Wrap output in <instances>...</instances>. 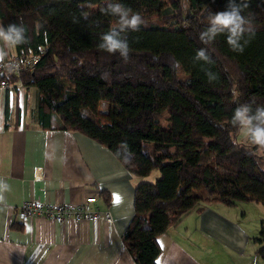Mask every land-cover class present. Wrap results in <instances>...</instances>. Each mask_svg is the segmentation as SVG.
Masks as SVG:
<instances>
[{
	"label": "trees",
	"instance_id": "obj_1",
	"mask_svg": "<svg viewBox=\"0 0 264 264\" xmlns=\"http://www.w3.org/2000/svg\"><path fill=\"white\" fill-rule=\"evenodd\" d=\"M119 2L146 20L127 33V61L98 48L117 20L101 11L105 0H0L2 24L22 22L30 37L16 55L47 47L34 71L0 73V83L37 89L43 127L85 135L138 176L160 171L155 182L136 186L134 214L123 234L136 264H159L160 236L190 213L212 202L264 205V151L255 156L251 145L238 144L231 124L238 103L264 105V0H246L244 14L253 18L255 33L245 36L243 52L233 51L224 35L209 44L199 38L208 10H225L228 0ZM146 10L156 16L146 17ZM199 49L210 62L194 59ZM205 70L217 79L209 82ZM102 101L109 104L106 112ZM122 142L133 153L130 163L117 153ZM256 241L264 243V223ZM259 253L264 258V246Z\"/></svg>",
	"mask_w": 264,
	"mask_h": 264
},
{
	"label": "crops",
	"instance_id": "obj_2",
	"mask_svg": "<svg viewBox=\"0 0 264 264\" xmlns=\"http://www.w3.org/2000/svg\"><path fill=\"white\" fill-rule=\"evenodd\" d=\"M0 24H2L0 20ZM16 56L10 49L6 59ZM0 89V177L11 186L0 205V264H136L123 234L134 214L135 188L146 181L111 150L79 132L45 128L38 91L19 83ZM96 196L111 211L96 221L18 220L27 200L79 203ZM159 264H264L256 238L210 207L190 213L159 238Z\"/></svg>",
	"mask_w": 264,
	"mask_h": 264
},
{
	"label": "clouds",
	"instance_id": "obj_3",
	"mask_svg": "<svg viewBox=\"0 0 264 264\" xmlns=\"http://www.w3.org/2000/svg\"><path fill=\"white\" fill-rule=\"evenodd\" d=\"M105 5L106 7L101 8V11L117 18V20L115 27H110L107 32L100 36L98 48L109 54L119 53L127 61L130 53L127 33L139 31L141 26L146 25V20L141 13L134 12L119 0H105ZM87 6L92 7L91 4ZM183 7L187 11L186 3ZM248 7L246 0H228L225 10L219 12L208 10L206 14L207 27L201 31L199 36L201 42L209 44L214 42L218 36L224 35L233 51L243 52L244 46L248 43L245 36H252L255 33L253 18L244 14L245 9ZM82 16L83 19L87 20L89 13L82 12ZM28 43H30V37H28L27 30L22 22L19 24L10 23L6 27L0 24V64L8 57L10 49ZM194 59L210 62L206 49H199ZM12 67L14 66L8 65L9 70ZM205 75L208 77L209 82L217 79L216 74L210 70H205ZM237 95L233 90V96ZM231 124L246 139L247 143L255 149L251 153L252 155L259 156L264 151V105H257L254 109L250 103H238L233 111ZM117 153L123 155L126 163H130L133 159V153L130 151L127 142L118 145ZM257 163H260L259 159ZM262 170H264V165H262ZM10 191L11 186L4 178L0 177V205L5 204V194ZM39 258L40 249L37 248L29 259L34 261L35 264H39Z\"/></svg>",
	"mask_w": 264,
	"mask_h": 264
},
{
	"label": "built area",
	"instance_id": "obj_4",
	"mask_svg": "<svg viewBox=\"0 0 264 264\" xmlns=\"http://www.w3.org/2000/svg\"><path fill=\"white\" fill-rule=\"evenodd\" d=\"M47 51V47H40L38 53L30 56H14L0 64V73L20 75L23 72L34 71L41 56ZM8 65L14 67L9 70ZM24 88L23 83H19ZM13 86L8 81H1L0 89L4 90ZM96 196H89L79 203H44L42 201L27 200L19 207L17 216L21 223H28L33 217L43 216L50 220L64 222L74 219L76 222L96 221L100 219L102 211L95 206ZM107 221L112 220L111 211L103 213Z\"/></svg>",
	"mask_w": 264,
	"mask_h": 264
},
{
	"label": "rangeland",
	"instance_id": "obj_5",
	"mask_svg": "<svg viewBox=\"0 0 264 264\" xmlns=\"http://www.w3.org/2000/svg\"><path fill=\"white\" fill-rule=\"evenodd\" d=\"M146 17H154L156 13L153 10H146ZM180 78H184L186 75L183 70L180 71ZM109 109L107 101H102L100 105V111L106 112ZM235 141L240 145L248 144L246 139L239 133L235 136ZM223 171L226 169L222 168ZM160 177V171L154 170L150 175L146 176V181L155 182ZM212 210L217 211L224 217L232 220L234 223L240 225L245 231H247L252 238H258L262 224L264 223V205L255 201H240L234 206L225 205L221 202H212L207 205ZM259 250L264 246V243H258Z\"/></svg>",
	"mask_w": 264,
	"mask_h": 264
}]
</instances>
